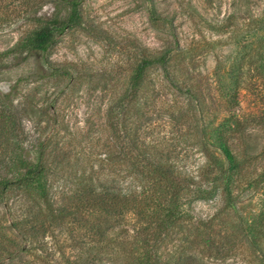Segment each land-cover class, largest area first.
I'll list each match as a JSON object with an SVG mask.
<instances>
[{
  "label": "rangeland",
  "instance_id": "374dc122",
  "mask_svg": "<svg viewBox=\"0 0 264 264\" xmlns=\"http://www.w3.org/2000/svg\"><path fill=\"white\" fill-rule=\"evenodd\" d=\"M82 15L83 25L58 36L44 54L2 58L0 93L12 90L24 145L42 151L49 202L19 190L0 197V264H65L81 253L71 223L49 224L46 215L71 206L89 177L111 178L108 112L143 56L168 53L166 64H153L123 104L125 133L137 130L163 159L196 175L205 162L202 131L209 140L212 128L234 114L240 123L229 135L233 153L249 174L264 169V0H84ZM31 27L0 31V54ZM6 173L0 177L10 178ZM234 197L242 216L264 213V189ZM186 209L188 227L169 237L173 252L182 243L188 256L209 238V264H260V254L237 233L221 190ZM35 220L45 227L31 233ZM26 221L23 234L19 223ZM259 243L264 252V236Z\"/></svg>",
  "mask_w": 264,
  "mask_h": 264
},
{
  "label": "trees",
  "instance_id": "16d2710c",
  "mask_svg": "<svg viewBox=\"0 0 264 264\" xmlns=\"http://www.w3.org/2000/svg\"><path fill=\"white\" fill-rule=\"evenodd\" d=\"M83 1L0 0V31L32 26L12 48L0 54V69L7 66L4 58L23 56L26 59L30 55L44 54L58 36L81 27ZM167 54L157 59L141 57L123 96L108 112L111 138L115 140L108 160L111 178L103 183L89 177L85 191L74 196L71 206L56 214L50 209L46 215L49 224L67 220L73 226L71 235L80 233L81 241L74 237L72 241L75 247L79 243L83 255L79 252L65 264H209L207 258L211 253L206 245L209 238L198 245L202 249L188 256L183 254L182 243L175 252L168 243L173 231L188 227L186 207L196 199H210L218 189L237 219L240 238L260 254L259 263L264 264V252L258 249L264 236V213L259 212L250 219L242 216L234 197L238 190L264 189V169L249 174L229 145V135L237 131L240 123L237 115L223 118L209 132V140L205 139V130L202 131L205 162L196 175L184 171L183 166L172 159H163L156 146L140 140L137 130L131 129L130 134L123 130V104L127 100L130 103L129 98L143 86L146 72L153 64H166ZM230 90L235 92L233 87ZM13 96L12 90L0 93V171L11 175L10 178L0 177V197L8 190H19L34 194L48 205L43 154L24 145L25 135ZM232 98L233 95L231 101ZM39 222L35 220L37 225H30L31 233L36 228L44 229L45 225L38 226ZM29 224L30 221L19 223L23 234ZM32 238V243H38L37 237ZM1 240L0 237L3 244Z\"/></svg>",
  "mask_w": 264,
  "mask_h": 264
}]
</instances>
